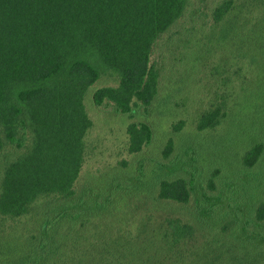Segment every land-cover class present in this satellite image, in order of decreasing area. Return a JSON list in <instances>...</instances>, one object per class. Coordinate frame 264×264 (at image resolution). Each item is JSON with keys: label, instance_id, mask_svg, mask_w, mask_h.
Wrapping results in <instances>:
<instances>
[{"label": "trees", "instance_id": "16d2710c", "mask_svg": "<svg viewBox=\"0 0 264 264\" xmlns=\"http://www.w3.org/2000/svg\"><path fill=\"white\" fill-rule=\"evenodd\" d=\"M262 12L264 0H219L212 8L207 0H0V264H264V200L254 205L251 194L247 202L228 195L239 184L253 185L248 171L264 177V88L241 86L264 76V33L259 48H250L253 35L245 39ZM220 23L237 26L208 38ZM159 41L170 54L179 45L187 59L181 70L195 74L180 83L188 89L200 86L197 70L218 53L211 70L218 88L197 113L195 129L198 136L220 131L209 157L232 176L246 172L208 195L195 176L206 169L188 144L168 165L151 159L162 168L146 171L140 162L133 173L111 170L77 189L92 127L86 92L95 84L94 105H111L130 119L139 107L149 114L165 79L151 63ZM190 43L189 52L181 50ZM234 56L237 69L224 75L220 63ZM101 79L115 84L97 88ZM126 131L129 154L153 142L147 121H131ZM173 145L169 137L163 159ZM180 171L188 178L165 177ZM217 174L209 179L212 189ZM144 180L146 188L135 185ZM193 196L194 225L167 214L152 216L134 236L112 232L117 219L150 200L184 207Z\"/></svg>", "mask_w": 264, "mask_h": 264}, {"label": "rangeland", "instance_id": "374dc122", "mask_svg": "<svg viewBox=\"0 0 264 264\" xmlns=\"http://www.w3.org/2000/svg\"><path fill=\"white\" fill-rule=\"evenodd\" d=\"M218 1L219 0H207L208 7L212 8ZM263 16L264 12H262L261 22L259 21L255 31L251 30V26L249 27L248 32L246 31V42L247 38H250V36L253 35L255 37V39L253 41L251 40L250 42V48L254 46L259 48V46L263 43ZM184 20L187 22V17L184 18ZM244 24L246 23L244 22ZM218 26L219 27H217V31L212 30V32L210 31L208 34L206 33V36L208 38L212 35H214L213 37L215 38L218 36L220 37V34L221 36L226 34L237 25L220 23ZM243 26L246 30V25ZM215 38L212 39L214 40ZM162 41L157 43V47H155L154 53L151 57V63L161 69V74L164 75L165 79L162 82V88L160 84L161 80H159V96L158 94L156 95V98L153 101V103H155L154 105L152 103L153 106L150 108L149 114L148 112L144 113L142 108L139 107L136 111L135 117L130 119L126 115L116 114L111 105L105 104L96 107L91 98L92 92L95 89V84L86 92L83 103L86 113L92 121V127L88 130L84 138V141L86 142V152L80 173L81 175L79 176L75 186L77 189H80L83 184H86L88 181H90L93 176H99V174H103L111 170L112 172L118 170H128L129 172L133 173L140 162L146 171H148L149 168L152 169L153 167H158L157 169L162 168L161 164L155 163V161H151V159L160 160L161 162L168 165L170 160L175 161V155L177 158H180L183 149H185L188 144H192L190 146L193 148L190 152V156L201 158L202 160L199 159L198 164L199 166H203L206 169L207 173L205 172V174L200 177V179L198 178L197 173L195 176L200 185H202L203 192L207 193L208 195H215L218 193L224 186L227 179L229 182H234L238 177H241L239 175L240 172H246L238 171L235 176H232L230 173L228 174L229 168L227 165L222 167L220 164L221 161L217 160V157H209L211 156L213 150H215V147L210 146L211 141L217 138V135L220 133V131L214 132L212 135L205 133L198 136L199 133L195 129L197 113L208 106V103H210L212 100L214 91L218 88V84L214 80H211V70L218 63V53H214L213 59H209L207 62L208 68L205 67L201 68L200 71L197 70L196 76H199V79H201L199 84L200 86H191L188 89L184 88V85L181 84L189 82L188 79H190L191 73L192 78L195 76L194 71H191L190 73L188 70V73H185L186 70H181L186 66L187 59L186 57L183 58V54H179L177 52V49L180 50L179 45L175 47L170 54L165 49V42ZM192 45L193 44L190 43L186 45V48L182 47L181 50H184V52L187 53L189 52L187 50H189V47ZM239 61L240 60H238V57L234 56L230 57L229 62L226 61L224 64L220 63L221 68H225V72L223 74L226 75V73L230 72V70H236L237 64L235 63ZM260 61L261 59L259 58L258 63ZM230 64H233L232 68H230ZM189 66L191 67V65ZM243 67L245 69L249 67L246 60L245 64H243ZM235 78L236 76H231L232 80ZM114 84L115 82L113 81L111 82L101 79L96 87L98 88L103 85ZM241 86L243 90L256 87L264 88V76L262 77V73L260 72L257 76L253 77L252 80L249 82H244V84ZM223 88V86L219 87L221 91ZM157 115H159V119H155L157 118ZM131 121H147L151 124L154 130V139H152V144L149 145L148 148H144L143 151L136 155L129 154L127 151L128 135L126 129L127 125ZM178 121H183L184 124L178 132L173 133L172 126ZM169 137L172 138L174 145L169 158L165 160L162 156V149ZM207 157L213 160L210 167H206L205 165V163L207 164V162H205ZM187 159L188 157L184 156L183 161H187ZM215 169L218 170V174L213 178L214 188L212 189L209 179ZM257 171L258 169L256 168L253 171H248L249 177H253L251 181L253 185L250 186V188L248 185L244 184H239L238 186L232 188L231 193H228V195H230L231 201L247 202L245 196L248 194L253 195V200L255 201V203H253L254 205L259 203L260 200H264V185L262 183L264 181V177L262 174L257 173ZM160 172L161 171H158V174H160ZM172 175H178V177H183L186 179L188 178V174L184 171H180L177 174L172 173L167 176L165 175V177H170ZM107 178L109 179L108 176ZM135 185L137 187L146 188L148 186V182L144 180L141 183H135ZM193 200L194 196L191 197L189 203L184 207H180L179 204L173 201H158L155 199L152 201L150 200L149 202L144 203L142 208L125 214L122 216V218L117 219L116 222L113 223V227H111L113 229L112 232H127L134 236L138 232L140 225L150 220L152 216H155L154 218H159L160 216L162 217L167 214L178 215V217L180 216L194 225L197 208L195 205H193ZM229 218L231 217L229 216ZM100 222L103 221L100 220ZM98 224L99 226H102V223ZM218 227L219 226H217L214 230H217ZM20 230V228L16 227L13 232H19ZM71 254L73 256V253H70V255Z\"/></svg>", "mask_w": 264, "mask_h": 264}]
</instances>
